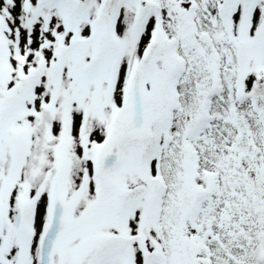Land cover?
I'll use <instances>...</instances> for the list:
<instances>
[{
  "label": "snow or ice",
  "instance_id": "6c2138e0",
  "mask_svg": "<svg viewBox=\"0 0 264 264\" xmlns=\"http://www.w3.org/2000/svg\"><path fill=\"white\" fill-rule=\"evenodd\" d=\"M0 264H264V0H0Z\"/></svg>",
  "mask_w": 264,
  "mask_h": 264
}]
</instances>
